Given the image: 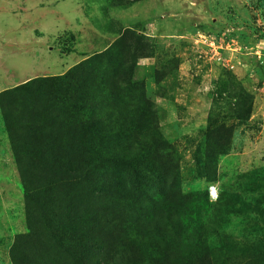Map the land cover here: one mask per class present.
Instances as JSON below:
<instances>
[{"label": "rangeland", "instance_id": "obj_1", "mask_svg": "<svg viewBox=\"0 0 264 264\" xmlns=\"http://www.w3.org/2000/svg\"><path fill=\"white\" fill-rule=\"evenodd\" d=\"M263 38L264 0H0V264H264Z\"/></svg>", "mask_w": 264, "mask_h": 264}, {"label": "built area", "instance_id": "obj_2", "mask_svg": "<svg viewBox=\"0 0 264 264\" xmlns=\"http://www.w3.org/2000/svg\"><path fill=\"white\" fill-rule=\"evenodd\" d=\"M215 33H217V35L211 33L208 37H205L204 42H206L207 47L213 53L214 59L216 61H218L219 63H221L224 61V59L219 54L218 50L222 49V47H221L222 43L221 42L223 41V39H222L223 37L219 35L218 31H215ZM218 38L221 40L220 42L218 41ZM256 44L257 45L255 47V50L256 49L260 50V52H263L262 54L264 55V38H263V40L256 42ZM255 54H257V56H258L259 52L256 51Z\"/></svg>", "mask_w": 264, "mask_h": 264}, {"label": "trees", "instance_id": "obj_3", "mask_svg": "<svg viewBox=\"0 0 264 264\" xmlns=\"http://www.w3.org/2000/svg\"><path fill=\"white\" fill-rule=\"evenodd\" d=\"M42 87V81L37 80V79H31L25 83L22 84L21 88H23L26 92L29 93H33V92H38L40 91ZM167 222V221H166ZM191 254L189 253L187 256H190ZM189 261H191L193 259V256H190ZM186 257H183L182 259H180V261H186ZM189 261H187V264L189 263Z\"/></svg>", "mask_w": 264, "mask_h": 264}]
</instances>
